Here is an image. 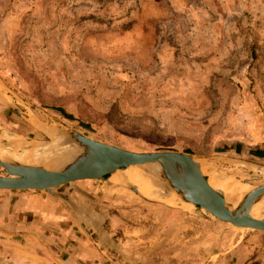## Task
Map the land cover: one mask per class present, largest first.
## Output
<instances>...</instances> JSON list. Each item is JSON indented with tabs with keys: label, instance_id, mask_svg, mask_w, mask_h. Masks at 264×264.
Instances as JSON below:
<instances>
[{
	"label": "rangeland",
	"instance_id": "obj_1",
	"mask_svg": "<svg viewBox=\"0 0 264 264\" xmlns=\"http://www.w3.org/2000/svg\"><path fill=\"white\" fill-rule=\"evenodd\" d=\"M0 82L41 124L264 184V0H0ZM0 128L50 140L3 102ZM131 183H66L104 204L105 264H264V232Z\"/></svg>",
	"mask_w": 264,
	"mask_h": 264
},
{
	"label": "water",
	"instance_id": "obj_2",
	"mask_svg": "<svg viewBox=\"0 0 264 264\" xmlns=\"http://www.w3.org/2000/svg\"><path fill=\"white\" fill-rule=\"evenodd\" d=\"M4 89L5 86L0 82V96L4 97L0 102L34 126L28 119V114L7 98ZM26 106L41 111L33 104ZM49 138L50 140L41 141H52L53 138ZM71 144L75 145L74 149ZM64 149L72 151L65 160L50 169L42 165L0 159V190L51 192L52 188L59 185L84 179L105 180L115 172L124 173L129 167H133L154 179V186L160 196H173L179 202L190 203L214 219L235 227L264 232V205L260 207L261 218L252 217L250 213L253 205L264 198V184L253 186L240 198L229 201L221 190L208 184L207 178L201 173L200 162L189 154L176 151H131L94 140L63 125L54 126V152L64 154ZM147 167L151 168L150 173ZM179 173L182 174L178 175ZM129 187L139 193L133 184Z\"/></svg>",
	"mask_w": 264,
	"mask_h": 264
},
{
	"label": "crops",
	"instance_id": "obj_3",
	"mask_svg": "<svg viewBox=\"0 0 264 264\" xmlns=\"http://www.w3.org/2000/svg\"><path fill=\"white\" fill-rule=\"evenodd\" d=\"M103 205L71 184L0 190V264H105L112 232Z\"/></svg>",
	"mask_w": 264,
	"mask_h": 264
},
{
	"label": "bare ground",
	"instance_id": "obj_4",
	"mask_svg": "<svg viewBox=\"0 0 264 264\" xmlns=\"http://www.w3.org/2000/svg\"><path fill=\"white\" fill-rule=\"evenodd\" d=\"M1 99L2 98L0 97V100ZM28 119L35 127L39 128L40 126V129H42L43 132L53 138L52 141H25L19 137L18 134V136L7 134L3 128H0V159L4 161H16L22 164L42 165L49 169L57 166L68 157L72 149L75 148V145L71 144L72 149H64V151H66L64 154H57V152H54V126L41 124V120L33 118L30 115H28ZM207 164L209 165V163ZM208 165H206L203 161L200 162L201 173L207 178V182L212 188L224 192L227 200L233 201L238 199L244 194V192L251 189V187H248L237 180H233L230 176H222L223 174L218 171H209L210 165ZM147 170L149 173L151 172L150 167H147ZM180 174L182 173H179L178 175ZM108 179L117 183L131 181L135 185L141 184L136 187L137 191H139L142 196L148 198L157 196L154 179L149 174L147 175L145 172L140 171L137 168L129 167V169L125 170L124 173L115 172ZM263 204L264 198L253 205L250 212L252 217L261 218L260 207Z\"/></svg>",
	"mask_w": 264,
	"mask_h": 264
}]
</instances>
